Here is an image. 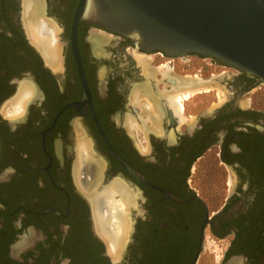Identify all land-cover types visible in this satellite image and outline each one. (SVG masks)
<instances>
[{"label":"flooded vegetation","instance_id":"obj_1","mask_svg":"<svg viewBox=\"0 0 264 264\" xmlns=\"http://www.w3.org/2000/svg\"><path fill=\"white\" fill-rule=\"evenodd\" d=\"M79 1L0 0V264H264L262 86Z\"/></svg>","mask_w":264,"mask_h":264},{"label":"water","instance_id":"obj_2","mask_svg":"<svg viewBox=\"0 0 264 264\" xmlns=\"http://www.w3.org/2000/svg\"><path fill=\"white\" fill-rule=\"evenodd\" d=\"M80 21L144 51L209 57L264 86V0H80L73 37Z\"/></svg>","mask_w":264,"mask_h":264},{"label":"bare ground","instance_id":"obj_3","mask_svg":"<svg viewBox=\"0 0 264 264\" xmlns=\"http://www.w3.org/2000/svg\"><path fill=\"white\" fill-rule=\"evenodd\" d=\"M25 7H26V18H28L29 17V15L31 14V10H32V7H33V4H31V3H29V2H27L26 4H25ZM31 20V19H30ZM27 22H29L30 23V21H27ZM29 25V24H28ZM32 25V23L30 24V26ZM29 34H30V36L34 39V40H36L37 42H39V44H42L41 46L43 47V52H45L46 54H51V53H56V51H55V49H52V48H50V50H49V48L47 47V45H46V41H44V39L42 38V37H40V36H38L37 35V33H36V29L35 28H33V26H31L30 28H29ZM51 43H53V42H51ZM54 44V43H53ZM54 46V45H53ZM56 47V46H55ZM53 51V52H52ZM56 55V54H55ZM56 59V58H55ZM181 81H184V84L182 83V85L183 86H185V85H187V86H191V84L193 83L195 86L193 87V89L195 88V87H200V89H202V88H206V86H202V81H201V79H195V80H186V79H182ZM208 87V86H207ZM180 88H181V86H180ZM183 88V87H182ZM181 88V89H182ZM184 89V88H183ZM190 89V88H189ZM191 89H192V87H191ZM196 89V88H195ZM183 91V90H182ZM197 91V90H196ZM181 92V91H180ZM26 93V92H25ZM173 93H170V96L169 97H171V95H172ZM177 94V93H176ZM184 94V93H183ZM25 95V94H24ZM166 95H167V93H166ZM165 95V96H166ZM169 95V94H168ZM164 96V95H163ZM173 96V95H172ZM169 97H167L168 99H171V98H169ZM174 97V96H173ZM175 97H177V99L180 97V98H182L181 96H176L175 95ZM187 97V96H186ZM24 99V98H23ZM173 99V98H172ZM175 99V98H174ZM82 145V144H81ZM87 146V145H86ZM83 147V146H82ZM87 148V147H86ZM119 241H120V239H119ZM121 244V243H120Z\"/></svg>","mask_w":264,"mask_h":264},{"label":"rangeland","instance_id":"obj_4","mask_svg":"<svg viewBox=\"0 0 264 264\" xmlns=\"http://www.w3.org/2000/svg\"><path fill=\"white\" fill-rule=\"evenodd\" d=\"M262 88H263V91L262 92L264 93V86H262Z\"/></svg>","mask_w":264,"mask_h":264}]
</instances>
